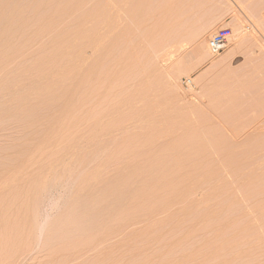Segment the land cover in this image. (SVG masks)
Masks as SVG:
<instances>
[{
  "label": "rangeland",
  "instance_id": "374dc122",
  "mask_svg": "<svg viewBox=\"0 0 264 264\" xmlns=\"http://www.w3.org/2000/svg\"><path fill=\"white\" fill-rule=\"evenodd\" d=\"M0 264H264V0H0Z\"/></svg>",
  "mask_w": 264,
  "mask_h": 264
},
{
  "label": "crops",
  "instance_id": "0c3cea01",
  "mask_svg": "<svg viewBox=\"0 0 264 264\" xmlns=\"http://www.w3.org/2000/svg\"><path fill=\"white\" fill-rule=\"evenodd\" d=\"M223 18H217V16L215 15H209L208 19L202 20V21H192V22H186V24H183V26H187V27H198V28H202V29H212L214 27H216L219 24H225V25H232L233 21H227L224 20ZM221 28H229L231 30V28L229 26L226 27H220L218 29ZM232 31V30H231ZM245 46V42H239L238 44L232 46L229 45L227 42L226 48L222 53V56L219 58V60L216 63H213L210 65L208 71L209 74H212V71L214 70V67L217 65H221V64H225L228 61H234L235 63H233L232 69L234 72H236L238 74L239 71H241L247 64L248 62V53L247 51L244 49Z\"/></svg>",
  "mask_w": 264,
  "mask_h": 264
},
{
  "label": "built area",
  "instance_id": "2783aa9c",
  "mask_svg": "<svg viewBox=\"0 0 264 264\" xmlns=\"http://www.w3.org/2000/svg\"><path fill=\"white\" fill-rule=\"evenodd\" d=\"M232 37V31L229 28L218 29L208 41V50L212 56L220 54L227 45V42ZM182 86L185 90L192 89L193 84L191 79H183Z\"/></svg>",
  "mask_w": 264,
  "mask_h": 264
},
{
  "label": "bare ground",
  "instance_id": "6f19581e",
  "mask_svg": "<svg viewBox=\"0 0 264 264\" xmlns=\"http://www.w3.org/2000/svg\"><path fill=\"white\" fill-rule=\"evenodd\" d=\"M207 49H208V46H207Z\"/></svg>",
  "mask_w": 264,
  "mask_h": 264
}]
</instances>
